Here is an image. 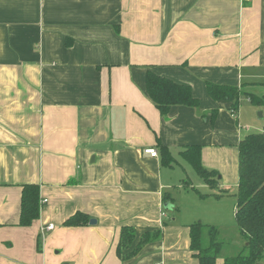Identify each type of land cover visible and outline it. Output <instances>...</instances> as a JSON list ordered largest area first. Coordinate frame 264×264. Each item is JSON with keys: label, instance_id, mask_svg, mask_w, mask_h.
I'll return each instance as SVG.
<instances>
[{"label": "crops", "instance_id": "1", "mask_svg": "<svg viewBox=\"0 0 264 264\" xmlns=\"http://www.w3.org/2000/svg\"><path fill=\"white\" fill-rule=\"evenodd\" d=\"M148 69L190 85L199 106L161 115ZM206 81L240 87L249 121L264 117V102L247 96L264 101V0H0V264H199L188 225H216L175 215L174 167L188 164L179 152L200 145L224 190L238 184V142L264 126L243 127ZM24 183L47 200L29 226L19 225ZM187 192L203 207L224 195ZM76 212L87 223L66 226ZM124 225L135 230L131 247L146 231L162 235L120 258Z\"/></svg>", "mask_w": 264, "mask_h": 264}, {"label": "trees", "instance_id": "2", "mask_svg": "<svg viewBox=\"0 0 264 264\" xmlns=\"http://www.w3.org/2000/svg\"><path fill=\"white\" fill-rule=\"evenodd\" d=\"M207 94L213 100H225L230 103L231 111L236 113L240 97L243 94L240 87L230 84L205 82ZM145 90L161 115L168 113L173 105L198 107L199 99L192 93L191 86L175 82L163 77L152 70L145 75ZM251 102L262 103L252 94L247 93ZM233 113V114H234ZM215 110L211 113V122L215 119ZM164 164L172 166L176 162L169 149L159 143ZM181 157L199 175L201 181L209 188L218 189V172L208 169L201 163V146L188 145L180 150ZM183 186L188 183L182 182ZM190 187V186H189ZM200 196L214 195L219 197L222 191L201 193ZM169 197L164 195V200ZM42 203L37 183L22 184L20 198L19 225L29 226L38 218ZM236 225L244 238L242 250L236 254L224 257V264H261L264 257V126L261 131L247 133L238 142V190L234 210ZM88 216L76 212L67 219L66 226H77L87 223ZM189 249L199 264H215L220 256L224 241L219 240V228L210 224L195 221L188 225ZM162 235L161 230L146 231L140 235L137 244L131 247L135 239V230L129 225L121 227L116 247V254L120 258L137 253L147 242ZM130 249L128 254L123 251Z\"/></svg>", "mask_w": 264, "mask_h": 264}, {"label": "rangeland", "instance_id": "3", "mask_svg": "<svg viewBox=\"0 0 264 264\" xmlns=\"http://www.w3.org/2000/svg\"><path fill=\"white\" fill-rule=\"evenodd\" d=\"M243 97L244 95L240 97L239 107L236 112L239 114V116L241 115L242 117V126L245 128H252V130L250 131H255L253 130L257 129V126H255V124L262 125V123H264V117H259V111H255L254 113L258 121L253 123L250 122L249 117L252 113H247V109L249 107L242 106ZM241 109L243 111H241ZM261 110L262 109H260V111ZM240 111L241 113H239ZM184 164L186 172L182 171L180 167H174L175 170H180L183 173V175L181 176L182 178L180 177L181 179L179 178L180 180H177V182H175L174 188L170 192V194L172 193V196L174 197V201H176L174 204L178 206L176 210L174 209L175 215L176 213L178 215H181L182 217L187 215L184 218H189L194 217L190 214L195 213L196 215H201V221H207L219 227V240L224 241V247L222 248L223 250L219 257H222L223 255H233L240 252L244 247L245 241L236 225L234 217L238 184H236V182H230L224 188L225 191H222L224 193L222 197H219L217 199H204V207L201 206L200 203L196 205L193 202V199L188 197L189 193L187 192V190L196 192V190L194 189L196 188L201 193H213L215 189L206 186V184L201 181L199 175L195 172V170L186 162ZM184 181L185 183H188L187 187L182 185V182ZM189 185L191 186L189 187ZM195 192L192 194H196ZM261 264H264V257Z\"/></svg>", "mask_w": 264, "mask_h": 264}, {"label": "built area", "instance_id": "4", "mask_svg": "<svg viewBox=\"0 0 264 264\" xmlns=\"http://www.w3.org/2000/svg\"><path fill=\"white\" fill-rule=\"evenodd\" d=\"M231 112L234 113L233 111H231ZM144 152L147 153V154H149V155L152 156V157H157V156H158V152H157V150L154 149V148H146V149L144 150ZM46 201H47L46 199H43V200H41V203L43 204V203H45ZM163 215H164V213H163ZM52 228H53V225H52V224H47V225L43 226V227L41 228V230H42V231H45V230H51Z\"/></svg>", "mask_w": 264, "mask_h": 264}, {"label": "water", "instance_id": "5", "mask_svg": "<svg viewBox=\"0 0 264 264\" xmlns=\"http://www.w3.org/2000/svg\"><path fill=\"white\" fill-rule=\"evenodd\" d=\"M163 207H164L165 209H170V208H171V204L167 201V202L164 203ZM95 223H96L95 218H91V219L89 220V224H95Z\"/></svg>", "mask_w": 264, "mask_h": 264}]
</instances>
